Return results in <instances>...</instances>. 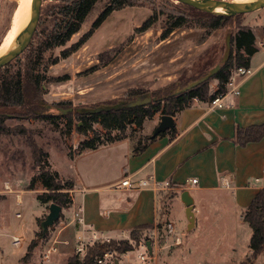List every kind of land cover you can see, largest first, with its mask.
Masks as SVG:
<instances>
[{"label": "rangeland", "instance_id": "rangeland-1", "mask_svg": "<svg viewBox=\"0 0 264 264\" xmlns=\"http://www.w3.org/2000/svg\"><path fill=\"white\" fill-rule=\"evenodd\" d=\"M75 1L77 0H42L38 24L30 47L19 59L12 61L11 70H22L27 58H30L31 62L36 61L38 44L53 30L54 25L63 19V15L58 14L59 9L62 6H70ZM107 2L108 0H97L79 31L64 46L47 50L42 54L41 65L36 67L35 74L44 76L45 81L41 84L38 95L25 83L28 99L33 102L34 115L45 116L46 119L36 116V118L9 117L5 122L6 128L9 129L24 127L33 130L37 145L48 153L47 164L63 180H66L64 176L68 172L67 162L72 159L73 154L78 153L79 145L94 137L92 132L85 136L77 132L81 123L75 114L86 112L85 110L103 109L104 106L125 101L121 98H124L129 90L145 92L130 101L144 100L147 96L152 97V93L159 88L171 84L179 76L178 80L181 77L187 79L196 75H199L198 79H200L233 50L231 46L233 31L228 29L208 33L197 27L180 28L174 30L167 41L160 43L166 16L187 14V9L183 5L171 0H139L135 6L112 12L98 28L90 32L93 22ZM18 3L19 0H0V47L12 35ZM255 12L243 14L241 18L244 25L250 21ZM152 15H155L153 25L145 32H137L136 29ZM85 35H87L86 41L75 52L62 58V53L68 52ZM193 58L194 61L182 72L184 63L191 62ZM190 82L192 81L179 84L173 91ZM214 83V81L210 82L211 90ZM160 116V113H156L152 118L145 119L140 127L127 126L125 135L134 143V147H140L145 143L146 138L151 136L157 125L155 122H159ZM68 119L71 120L70 130L67 127ZM93 129L103 136L101 139L107 138L106 131L99 124L94 123ZM109 134L111 138L122 139L118 131H111ZM35 174L24 139L1 134L0 225H8L9 232L0 235V253L3 254L0 264H18L15 261L22 256L21 251L29 243L30 237V242L35 240L36 246L30 251L27 262L33 264L48 242L59 234V239L71 235L72 226L66 227L73 219L70 206L62 209L59 220L48 229L43 239L37 238V234L41 232L40 224L47 216L48 206L51 203L40 204L36 200L38 195L44 193L39 181L35 182L33 190H26ZM6 186L9 187L8 190L5 189ZM22 193H26L24 203L22 206H17L15 205L19 201L17 196ZM191 195L196 197L194 192H191ZM195 199L197 203V198ZM170 207V219L175 235L180 241L167 238L163 229L159 231L156 240L151 239V233L155 229L152 226L151 229H132L122 239H112L109 243L98 241L93 246L125 240L131 246V250L127 251L128 257L133 260L138 243L144 240L146 244L149 241L153 244L152 255L145 264H201L202 262L228 264L236 262L247 253L242 252L245 249L242 238L236 243L237 248L241 247L233 252L231 248L234 243L233 235L223 236L224 234H220L212 226H208L206 238H199L195 229L188 230L181 196H177ZM16 212L21 214V219L14 217ZM217 212L215 216L219 220V227L224 228V210ZM15 232L20 239L18 246L12 245L8 235ZM73 241L69 243L72 245ZM58 247L60 251L65 250L62 245ZM26 252L24 251V254ZM108 252H114L118 257L126 254V252ZM69 258L71 257L53 256L52 264L55 263L54 261L61 264L65 261L69 262L67 261ZM258 260L264 263L263 258L259 257Z\"/></svg>", "mask_w": 264, "mask_h": 264}, {"label": "crops", "instance_id": "crops-1", "mask_svg": "<svg viewBox=\"0 0 264 264\" xmlns=\"http://www.w3.org/2000/svg\"><path fill=\"white\" fill-rule=\"evenodd\" d=\"M245 26L254 35L256 52L250 57L248 66L253 73L241 84L237 96L227 95L222 100L224 107L210 108L209 102L194 100L189 108L173 117V130L145 142L138 153H134V143L123 138L94 150L75 153L67 162L68 172L64 178L74 182L70 211L74 213L80 209L83 223L91 226L98 235L119 239L139 226H153L158 228V232L164 231L166 223L173 225L170 219L172 201L187 191L193 200V224L188 230L195 229L199 238L207 237L208 226L223 236L233 235V252L241 247L237 248L236 243L242 238L245 242L242 252L247 253L228 264H240L250 256L251 229L244 222L243 213L257 192L264 189V137L244 147L236 145L233 137L236 127L247 128L264 123V7L257 10ZM168 37L160 43L167 41ZM193 61L194 58L190 63H184L182 72ZM212 87L214 90L216 82ZM125 178L130 179L131 188L117 189L115 186ZM148 178L169 185L160 190L137 188V181ZM192 179L197 183L189 186ZM222 179L227 181V188L221 186ZM25 194L17 196L19 201L15 205L22 206ZM218 210H224L223 226L229 228L219 227L215 216ZM14 217L22 218L17 212ZM187 223L189 226L188 220ZM70 226L72 232L69 237L64 235L66 237L59 239L60 234L56 237L61 242L59 245L65 247L63 251L59 249L60 254L56 255L59 258L70 257L75 246L80 227L73 222L66 227ZM8 227L0 225V235H6ZM8 235L17 236V233ZM170 239H177L175 230ZM30 240L31 237L29 243ZM71 240H74L72 245L69 243ZM29 243L15 263L23 258ZM67 250L70 251L64 252ZM39 255L35 262L39 261ZM260 258L264 261V249ZM258 259L255 264H264Z\"/></svg>", "mask_w": 264, "mask_h": 264}, {"label": "trees", "instance_id": "trees-1", "mask_svg": "<svg viewBox=\"0 0 264 264\" xmlns=\"http://www.w3.org/2000/svg\"><path fill=\"white\" fill-rule=\"evenodd\" d=\"M138 1L139 0H108L102 12L93 22L90 32L92 29L98 28L112 12L121 10L125 7L135 6ZM96 2L97 0H77L70 6H62L58 14H62L63 19L58 21L54 25L53 30L49 32L48 35L44 36L38 44L39 52L36 61L34 60L31 62L30 58H27L22 70H11L10 65L12 62L0 69V135L7 134L24 139L30 152V161L36 173L29 181L26 190H33L35 182L39 181L44 193L38 195L36 200L40 204H56L62 209L68 208L72 204L69 192L74 189V182L70 179H61L56 171L50 169L46 162L48 153L37 145L34 140L35 132L33 130H27L24 127L9 129L6 128L5 122L9 117H37V115H34L33 102L28 99L25 91V83L30 85L35 94L38 95V92L41 91V84L45 81L44 76L41 77L39 74H35L36 67L41 65L42 54L47 50L64 46L70 38L79 31L82 22ZM183 6L187 9V14L166 16L165 28L160 36L161 40L166 39L174 30L180 28L197 27L204 29L208 33L219 29H228L233 31L231 36V46L233 50L229 53L227 60L219 64V70L209 79L190 89L179 93H174L175 91H173V89L181 83L197 80L199 75L188 77L187 79H182L183 77H181L178 81L159 88L152 93V98H154V100L147 105L102 111L95 114H75L78 121L81 123V126L77 128V132L84 136L89 132L94 134L93 138L87 139L79 145L78 153L86 150H94L100 146L120 140L118 138H111L109 134L111 131H118L122 135V139L127 138L125 131L128 125L140 127L145 119L152 118L156 113L168 115L173 118L178 112L189 108L194 100L199 102H210L218 95L225 93V85L234 68L249 66V59L256 52V48L254 46V35L251 29L243 24L241 18L243 15L217 16L197 11L185 5ZM154 21L155 15H152L140 28L136 29V31H147L153 25ZM87 35L83 36L68 52L62 53V58L75 52L86 41L85 38ZM30 43L23 53L29 49ZM23 53L21 55H23ZM21 55L17 58L19 59ZM211 81L216 82L214 90L210 89L209 85ZM185 86L186 85L183 87ZM143 93L145 92L129 90L121 100H130ZM37 118L46 119L45 116H39ZM94 123L99 124L102 129L106 131L107 138L101 139L103 136L93 129ZM67 127L69 130L71 129L70 119L67 120ZM164 134L165 133H162L159 136ZM263 137L264 123L247 128L236 127L233 142L240 147H244L248 143L259 142ZM154 139L155 138L147 137L145 142H150ZM142 148V146H135L134 153L140 152ZM243 220L251 229V237L248 245L251 254L240 264H254L255 260L260 257L264 249V189L259 190L251 200L243 213ZM145 228L151 229L152 226H139L134 228V230ZM47 231L43 233L41 230V232L37 234V238L43 239ZM35 246L36 241L32 240L27 247L26 254L18 264L27 263L31 254L30 251ZM129 250H131V246L125 240L114 244L93 246L88 249L84 264H94L93 260L101 256L104 252L115 251L124 253ZM67 261H69V263H75V259L72 257Z\"/></svg>", "mask_w": 264, "mask_h": 264}, {"label": "water", "instance_id": "water-1", "mask_svg": "<svg viewBox=\"0 0 264 264\" xmlns=\"http://www.w3.org/2000/svg\"><path fill=\"white\" fill-rule=\"evenodd\" d=\"M171 1L188 6L200 12L217 15V16L243 15L253 11L260 10L264 7V0H247L243 2L227 1V0H171ZM41 3L42 0H32L29 17L21 32L20 40L16 46H14L10 50H8L5 54L0 56V69L11 63L13 60H15L28 47L38 24ZM228 55L229 53L220 63L225 62L228 58ZM219 64L216 65L211 71H209L206 76L190 82L188 85L175 91L174 93L185 91L209 79L213 74H215L219 70L220 68ZM152 100H154V98H152L151 96H147L144 100H138V99L133 101L125 100L118 102L117 104L104 106L103 109H95L91 111L85 110L86 112H82L80 114H95L102 111L119 110L123 108L144 106L149 104ZM120 103H124V104L119 105ZM173 129H174L173 118L168 115H161L159 122L154 128L150 138H156L160 134L165 133L167 131H171ZM181 201L185 206V214L189 222L188 228L190 229L193 224V219H192L193 200L189 195V193L187 191H184L181 194ZM61 210L62 208L60 206L53 203H51L48 206V214L40 224V228L43 233H45L48 230V228H50L54 223H56L59 220ZM145 245L148 254L152 255V248L150 242L147 241Z\"/></svg>", "mask_w": 264, "mask_h": 264}, {"label": "built area", "instance_id": "built-area-1", "mask_svg": "<svg viewBox=\"0 0 264 264\" xmlns=\"http://www.w3.org/2000/svg\"><path fill=\"white\" fill-rule=\"evenodd\" d=\"M253 71L249 67H239L234 68L231 71L230 77L225 85V93L218 95L213 100L209 102L210 108H222L225 106L223 104L222 100L227 95L237 96L240 92V86L241 84L249 77L251 76ZM227 106H231L230 104H227ZM196 179H192L189 181V186L195 185ZM168 183L160 184L152 180L151 178H148L146 180H139L136 182L137 188H145V187H151L154 190H160L163 187H168ZM131 182L129 178L123 179L119 184H117L115 187L117 189H126L131 188ZM221 186L223 188L228 187V183L225 179L221 180ZM5 189H9L8 186L5 187ZM17 217H20L18 214ZM75 225L79 226L80 229L78 231V234L76 236L75 240V246L73 248V251L70 255V257L75 259V263H69L65 262L64 264H84V260L86 258V255L88 253V249L93 247V245L96 242H103V243H109L113 238L110 237H103L98 235L94 230H92L91 226L85 225L83 223V219L81 216V210L79 209L77 212L73 213V219L71 220ZM158 228L155 227V229L151 233V239L156 240L158 235ZM89 234V235H86ZM164 234L165 236L171 237L174 234V227L171 223H166L164 225ZM122 237H125V235H122ZM122 237H120L122 239ZM10 239L12 241L13 246H17L20 243V239L18 236H10ZM177 241V239H175ZM143 242L138 243V248L135 249L136 256L132 258L131 260L126 252V254H122L120 257L116 256L114 252H104L101 256L96 257L93 260L94 264H145L149 259V255L146 245ZM61 242L58 241L56 238L53 239L51 242H48L46 244V247L43 249L42 252H40L39 255V261L33 264H50L52 261L53 256H56L60 254L58 245ZM151 248L153 244H151ZM125 253V252H124ZM23 264H30V263H23Z\"/></svg>", "mask_w": 264, "mask_h": 264}, {"label": "bare ground", "instance_id": "bare-ground-1", "mask_svg": "<svg viewBox=\"0 0 264 264\" xmlns=\"http://www.w3.org/2000/svg\"><path fill=\"white\" fill-rule=\"evenodd\" d=\"M247 1V0H246ZM32 0H19L18 8L14 16L12 35L4 41L0 47V56L17 45L20 40L21 32L28 20Z\"/></svg>", "mask_w": 264, "mask_h": 264}]
</instances>
